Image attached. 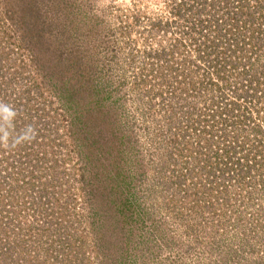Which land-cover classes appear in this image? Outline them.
I'll list each match as a JSON object with an SVG mask.
<instances>
[{
  "label": "rangeland",
  "instance_id": "obj_1",
  "mask_svg": "<svg viewBox=\"0 0 264 264\" xmlns=\"http://www.w3.org/2000/svg\"><path fill=\"white\" fill-rule=\"evenodd\" d=\"M207 3L0 0V264H264V144L240 184L190 153L210 101L264 138V0Z\"/></svg>",
  "mask_w": 264,
  "mask_h": 264
},
{
  "label": "trees",
  "instance_id": "obj_2",
  "mask_svg": "<svg viewBox=\"0 0 264 264\" xmlns=\"http://www.w3.org/2000/svg\"><path fill=\"white\" fill-rule=\"evenodd\" d=\"M204 2L207 3V0H203ZM213 3L211 4L208 0L207 3V7L201 9L200 12H207L208 14L211 13V15H213V13L215 11H217L218 9H223L225 8L226 10H229V7H226L223 5L227 4L229 1L233 2L235 0H224L225 2L223 3V1L221 0V2L223 3L221 6H217L216 3H214V1L216 0H212ZM228 5V4H227ZM40 10V9H39ZM176 15L181 17L182 16V12L181 10L177 9L176 11ZM219 12V11H217ZM221 12V11H220ZM24 16H22V21H26V17L28 16L29 23L31 21V17L34 16L38 22H43V20H41V14L39 11H37V9H26L24 12ZM176 17V16H175ZM222 18H224V15H220V17L215 21V25L213 28H215L214 30V34L215 36H217V41L219 40H224L227 35H233V38L235 39L236 36H234V33L236 30L235 27H228L226 26L223 29V21ZM35 19V20H36ZM220 20V23H219ZM232 23V25H238V19H232V21L230 22ZM199 25V22L196 26ZM151 26L153 28H155V30L157 32H163V30L165 29L164 27L166 26V23H163L160 20L154 21V23L151 24ZM25 28V29H24ZM191 28V27H190ZM32 30H30V28L27 27H23V31H22V36L23 39H25V41L28 39V34H30L29 32H31ZM236 40V39H235ZM232 41V39H231ZM40 41H32V38H29V43L31 45H37V44H41L39 43ZM210 43V41H207ZM213 42L212 46L216 45V40L211 41ZM200 51V50H199ZM202 52V50L200 51ZM159 56V55H158ZM244 60V59H243ZM246 65H250L249 63V58H248V63ZM253 68V66H248V68ZM34 68L36 69V65H34ZM37 70V69H36ZM44 71V72H43ZM41 72L43 74V76H50V72L47 70H45L44 68H42L41 66H39L38 68V73ZM244 75H246L247 72H249V69L244 71ZM40 74V73H39ZM40 74V75H42ZM246 82L249 84L244 86V87H239L242 88L243 91L241 90H237L236 92H241L242 94L236 93L239 97H241V99H247V97L252 98L257 96V92H252L250 91L249 87H252L250 85H254L255 84V75H253V78L251 79H246ZM227 85V83H226ZM226 87V86H225ZM218 89L221 87H217ZM235 89V88H234ZM238 89V88H236ZM244 95L245 97L241 96ZM254 99V98H253ZM238 100V99H237ZM255 100V99H254ZM252 103V102H251ZM250 103V104H251ZM207 106H204V109L202 110L203 116L204 118L208 115V116H214L217 119V124L215 125V121L213 118H210L212 121H214L213 123H206L203 122L201 124L196 123L195 124V128L192 129V131L196 130V135L198 133V135L196 136L197 138H199V141L204 142L203 145H195L192 146L190 148V153H191V158H192V162H199V161H205V168L204 169L206 171V174L208 177L212 178V179H218V178H213L214 176H216L217 174H221L222 177H230L231 179H233L235 182H238V184L240 183H245L243 182V175L245 174V172H243L244 170H247L248 172L252 171L255 166H257V163L259 161H257L256 157H254L255 154V148L259 145V144H264V138L258 134H256V139L252 140L254 138L251 139V137H248L246 135H229V133L226 132V130H228V125L227 123H229L232 120H237L238 119V114H240L239 118H240V122L243 121V119L248 120V119H254L251 115L255 114V113H259V109L257 107L255 108H246L245 106L242 108V106H240L238 101H228L227 103H222L220 106L216 105L214 103V101H210L208 103H205ZM178 107V105L176 104L174 106ZM241 107V109H240ZM207 110V111H205ZM178 111V109H177ZM211 124V125H210ZM219 124H221V126L223 128H221L219 126ZM203 128H207V130H205L204 134L206 135V139L205 141H203V137H202V131ZM258 128V127H256ZM257 140V141H256ZM259 143V144H258ZM198 144V143H197ZM241 150L243 149V151L241 150V153L243 154V157L240 156V158L238 159V163H234L233 160L235 159V157H232L235 152H237V150ZM240 153V152H239ZM233 154V155H232ZM212 158L216 159V163L213 162ZM237 160V159H236ZM225 179V178H224ZM222 180V179H219Z\"/></svg>",
  "mask_w": 264,
  "mask_h": 264
}]
</instances>
